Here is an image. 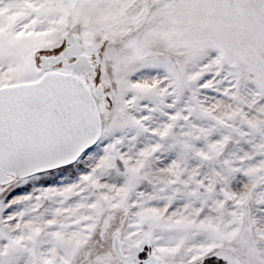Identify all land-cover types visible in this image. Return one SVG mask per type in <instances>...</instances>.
I'll return each instance as SVG.
<instances>
[{
    "label": "snow or ice",
    "instance_id": "1",
    "mask_svg": "<svg viewBox=\"0 0 264 264\" xmlns=\"http://www.w3.org/2000/svg\"><path fill=\"white\" fill-rule=\"evenodd\" d=\"M0 264H264V0H0Z\"/></svg>",
    "mask_w": 264,
    "mask_h": 264
}]
</instances>
